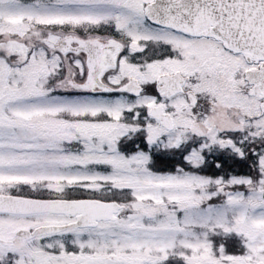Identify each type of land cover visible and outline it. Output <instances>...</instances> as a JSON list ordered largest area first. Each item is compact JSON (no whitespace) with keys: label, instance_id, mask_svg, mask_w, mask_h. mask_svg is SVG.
I'll return each instance as SVG.
<instances>
[{"label":"snow or ice","instance_id":"6c2138e0","mask_svg":"<svg viewBox=\"0 0 264 264\" xmlns=\"http://www.w3.org/2000/svg\"><path fill=\"white\" fill-rule=\"evenodd\" d=\"M0 264H264V0H0Z\"/></svg>","mask_w":264,"mask_h":264}]
</instances>
